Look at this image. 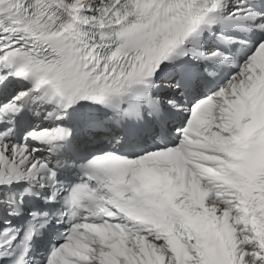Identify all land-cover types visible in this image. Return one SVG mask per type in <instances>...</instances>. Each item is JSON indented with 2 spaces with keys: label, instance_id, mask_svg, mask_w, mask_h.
I'll return each mask as SVG.
<instances>
[{
  "label": "snow or ice",
  "instance_id": "snow-or-ice-1",
  "mask_svg": "<svg viewBox=\"0 0 264 264\" xmlns=\"http://www.w3.org/2000/svg\"><path fill=\"white\" fill-rule=\"evenodd\" d=\"M0 264H264V0H0Z\"/></svg>",
  "mask_w": 264,
  "mask_h": 264
}]
</instances>
